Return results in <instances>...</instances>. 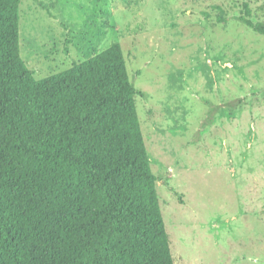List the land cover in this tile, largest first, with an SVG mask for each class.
Returning <instances> with one entry per match:
<instances>
[{
  "label": "rangeland",
  "instance_id": "1",
  "mask_svg": "<svg viewBox=\"0 0 264 264\" xmlns=\"http://www.w3.org/2000/svg\"><path fill=\"white\" fill-rule=\"evenodd\" d=\"M20 15L37 78L121 43L175 264H264V34L241 19L264 23V0H22Z\"/></svg>",
  "mask_w": 264,
  "mask_h": 264
},
{
  "label": "trees",
  "instance_id": "2",
  "mask_svg": "<svg viewBox=\"0 0 264 264\" xmlns=\"http://www.w3.org/2000/svg\"><path fill=\"white\" fill-rule=\"evenodd\" d=\"M21 1L0 0V264H175L121 43L37 78Z\"/></svg>",
  "mask_w": 264,
  "mask_h": 264
}]
</instances>
